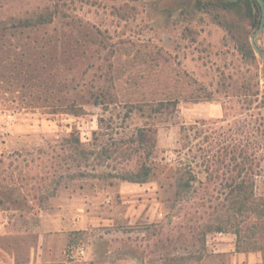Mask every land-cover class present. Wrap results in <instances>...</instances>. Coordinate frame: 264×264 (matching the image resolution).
Segmentation results:
<instances>
[{"label": "rangeland", "instance_id": "1", "mask_svg": "<svg viewBox=\"0 0 264 264\" xmlns=\"http://www.w3.org/2000/svg\"><path fill=\"white\" fill-rule=\"evenodd\" d=\"M244 10L0 0V206L23 261L47 231L78 264H236V234L209 227L229 214L237 164L264 195V28L259 54ZM140 128L156 137L144 183L121 177L145 160L132 152Z\"/></svg>", "mask_w": 264, "mask_h": 264}, {"label": "trees", "instance_id": "2", "mask_svg": "<svg viewBox=\"0 0 264 264\" xmlns=\"http://www.w3.org/2000/svg\"><path fill=\"white\" fill-rule=\"evenodd\" d=\"M220 4L225 7L241 11L242 8L246 17L256 18L257 26L260 25L262 17V8L258 0H218ZM259 9V15L255 14V8ZM255 16V17H254ZM52 21V16L48 13L40 14L36 18L19 21L18 24L12 25L13 28H29L36 27ZM248 51V56L256 59V55L251 45L243 47ZM77 111L68 109L64 112ZM79 141V140H78ZM139 145L138 149H132L133 153L140 152L145 155V160L138 166V170L123 174V179L144 183L147 182L153 172V167L147 163L152 154L156 144L155 131L151 128H140L135 139ZM233 169L232 175L228 178L226 183V198L228 202L227 209L229 214L226 218L219 220L215 226H210L209 230L219 232H233L237 236L236 249L238 252H247L254 249H259L264 256V195H258L255 190L254 179L251 172L244 174V169ZM236 174H235V172ZM190 182L185 181L183 176H180L178 182V193H182Z\"/></svg>", "mask_w": 264, "mask_h": 264}, {"label": "crops", "instance_id": "3", "mask_svg": "<svg viewBox=\"0 0 264 264\" xmlns=\"http://www.w3.org/2000/svg\"><path fill=\"white\" fill-rule=\"evenodd\" d=\"M1 180L3 181V176ZM8 213V210L0 206V264H78L77 261L67 258L65 247H53L52 233L47 231L38 233L36 243L26 250L27 261H23L19 248H15V242L12 241L18 236L11 230L14 228L15 218L10 217ZM218 246H222L224 251L231 248L234 250L235 245L231 243L230 248H224L225 243L220 245L218 242ZM257 260L259 257L253 256V253L236 252V264H255Z\"/></svg>", "mask_w": 264, "mask_h": 264}, {"label": "water", "instance_id": "4", "mask_svg": "<svg viewBox=\"0 0 264 264\" xmlns=\"http://www.w3.org/2000/svg\"><path fill=\"white\" fill-rule=\"evenodd\" d=\"M228 1H236V0H228ZM260 5H261V8H262V17H261V21H260V25H259V28L254 32L253 36H252V44L255 48V50L259 53V54H262V51L256 41V36L263 30L264 28V0H258Z\"/></svg>", "mask_w": 264, "mask_h": 264}, {"label": "built area", "instance_id": "5", "mask_svg": "<svg viewBox=\"0 0 264 264\" xmlns=\"http://www.w3.org/2000/svg\"><path fill=\"white\" fill-rule=\"evenodd\" d=\"M81 251H83V249Z\"/></svg>", "mask_w": 264, "mask_h": 264}]
</instances>
